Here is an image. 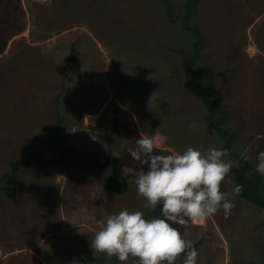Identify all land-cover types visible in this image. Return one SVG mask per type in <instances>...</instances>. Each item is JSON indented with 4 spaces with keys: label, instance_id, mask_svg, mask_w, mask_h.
<instances>
[{
    "label": "rangeland",
    "instance_id": "obj_1",
    "mask_svg": "<svg viewBox=\"0 0 264 264\" xmlns=\"http://www.w3.org/2000/svg\"><path fill=\"white\" fill-rule=\"evenodd\" d=\"M103 1L72 3V14L70 0L42 6L0 0V175L10 172L12 160L60 158L56 98L64 146L100 159L111 151L120 159V179L133 175L128 191L115 195L105 187L110 169L96 168L89 157L21 169L14 190L0 191V264H121L92 250L97 221L122 210L159 217L137 194L139 165L127 153L130 141L152 137L161 154L221 149L209 125L219 115L196 94L205 78L185 72L177 52L191 53L194 41L183 30L184 0ZM85 7L90 13L83 18ZM249 7L258 12L243 14ZM188 22L204 44L198 64L215 76L217 101L228 112L223 129L237 136V157L228 159L239 165L248 148L257 172L256 156L264 151V72L261 78L258 59L247 60L244 50L250 35L259 44L264 0H194ZM228 179L233 183L225 180L221 190L235 205L230 215L221 210L179 230L197 251V264H264V209L233 196L231 173Z\"/></svg>",
    "mask_w": 264,
    "mask_h": 264
},
{
    "label": "clouds",
    "instance_id": "obj_2",
    "mask_svg": "<svg viewBox=\"0 0 264 264\" xmlns=\"http://www.w3.org/2000/svg\"><path fill=\"white\" fill-rule=\"evenodd\" d=\"M127 153L139 165L134 181L137 194L150 210L159 207L162 218L146 219L142 211L128 210L108 215L97 221L92 250L121 264L130 259L132 264H176L182 256L183 264H197V251L179 229L189 221L204 222L221 210L225 218L230 215L235 205L221 190L225 180L233 183L228 179L233 167L229 151L188 147L182 153L161 154L154 139L144 136L130 141ZM240 157L252 159L248 148ZM256 160V171L264 176V151ZM242 191L243 186L236 185L231 194Z\"/></svg>",
    "mask_w": 264,
    "mask_h": 264
},
{
    "label": "trees",
    "instance_id": "obj_3",
    "mask_svg": "<svg viewBox=\"0 0 264 264\" xmlns=\"http://www.w3.org/2000/svg\"><path fill=\"white\" fill-rule=\"evenodd\" d=\"M169 2V0H165ZM194 0H184V8L185 17L183 25V30L185 32L189 31L194 35V41L191 46V53L183 52L177 50L180 54L183 55V69L187 73H197L201 74L205 78V82L203 86L200 88L197 87L196 94L198 100L208 107L214 108L219 118L217 120H212L209 122V125L218 133L220 136V140L222 142L221 150L227 149L230 153L229 156H236L235 153H232V146L236 140V135L229 130H224L223 125L225 124L226 119L228 118V112L221 107V105L217 101L218 90L215 85V76L212 75L209 70L204 67L199 66L198 61L200 59V54L203 50L204 44L200 35L199 28L197 26H191L188 22L189 17L192 14ZM168 15L170 17V21L174 22V18L172 15V8L168 10ZM2 23L0 22V28ZM75 52L72 49L70 58L72 59ZM56 116L58 118V122L56 123L57 133H59V141L57 147L60 152V158H52L50 160H43L36 156H29L26 159L12 160L10 161V172L4 173L0 175V191L9 194L11 193L17 183V174L23 168H29L33 166L35 163L39 164L42 169L48 167H54L57 165H64L68 159H72L73 161H80L85 158H91L94 166L100 169H110V174L106 178L105 187L109 192L115 195H122L126 193L129 189L128 179L133 175L129 174L125 177L121 178L120 171V159L115 157V155L109 151L104 159H100L94 152H79L74 147H65L64 139L60 135V128L62 125V117L59 109L58 99L56 98ZM116 125L114 126L115 129ZM224 140V141H223ZM263 148V145L259 149V151ZM230 173L234 177V186L242 185L243 191L237 197L241 198L244 201H247L259 209H264V187L262 176L258 172H254L253 163L249 161L241 160L240 164L232 167ZM156 213L160 216V209L157 207L155 210ZM194 247V246H193ZM177 264V262H176Z\"/></svg>",
    "mask_w": 264,
    "mask_h": 264
},
{
    "label": "crops",
    "instance_id": "obj_4",
    "mask_svg": "<svg viewBox=\"0 0 264 264\" xmlns=\"http://www.w3.org/2000/svg\"><path fill=\"white\" fill-rule=\"evenodd\" d=\"M30 2H32V4L33 5H37V6H42V5H44L48 0H29ZM92 2H93V4H95L96 2L98 3V2H102V0H91ZM60 2H62V0H60ZM87 2H89V0H70V10H71V12H73L72 14H75V10H73L71 7H72V3L73 4H82L81 6H86V3ZM104 3H105V0L103 1ZM93 4H91V2H89V6H91V5H93ZM80 6V7H81ZM262 6V4L260 5V7ZM82 8V7H81ZM74 9H76V8H74ZM105 14H106V11L104 10V9H101ZM101 10H98L99 12H101ZM80 12V11H79ZM78 12V13H79ZM98 12V13H99ZM254 13V14H256L258 11H256V10H252L250 7L249 8H247V9H244V11H243V14H246V15H249V14H251V13ZM63 13V12H62ZM90 13V7L89 8H84V9H82V16H83V18H85L84 16L86 15V14H89ZM116 12L114 11V12H112V14H115ZM93 14H95V13H93ZM105 14H102L103 16L105 15ZM246 18V16L244 17V19ZM91 19H98V18H91ZM262 15L260 16V20H259V23H261L262 22ZM103 22V21H102ZM104 23H107V21L106 20H104ZM263 33H264V29H263V31H262V33L260 34V40H259V44L258 43H256V41H254L252 38H251V35L247 38V39H249L250 41H249V43L247 44V46L245 47V50H244V52L246 53V54H244L246 57H247V60L248 59H254V58H257L258 59V62L259 63H257L258 64V72H260L259 74L261 75V78H263L262 76H263V72L264 71H261L260 69H261V67H264V42L261 40V37L263 36ZM249 50H252L253 52L252 53H250L249 52ZM254 57V58H253ZM250 61V60H249ZM255 66H253V67H250V68H254ZM247 69V70H246ZM235 70V69H234ZM245 71L246 72H249V70H248V68L247 67H245ZM258 74V75H259ZM260 87H262V88H264V86L262 85V79H261V81H260ZM259 95L260 96H262V95H264V91L263 90H261V92L259 93ZM261 98L262 97H260V100H261ZM245 112H246V109H245ZM246 114V113H245ZM236 141H237V136H236V140H235V142L233 143V146H232V153H235L234 151H233V147H234V145H235V143H236ZM264 150V149H263ZM236 154V153H235Z\"/></svg>",
    "mask_w": 264,
    "mask_h": 264
}]
</instances>
